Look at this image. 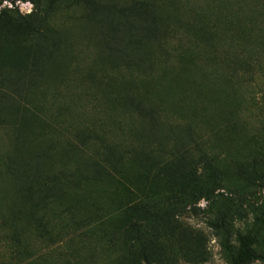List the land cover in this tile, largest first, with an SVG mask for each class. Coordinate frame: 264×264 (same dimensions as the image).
<instances>
[{
    "label": "rangeland",
    "instance_id": "rangeland-1",
    "mask_svg": "<svg viewBox=\"0 0 264 264\" xmlns=\"http://www.w3.org/2000/svg\"><path fill=\"white\" fill-rule=\"evenodd\" d=\"M220 228L264 254V0H0V264H227Z\"/></svg>",
    "mask_w": 264,
    "mask_h": 264
},
{
    "label": "trees",
    "instance_id": "trees-1",
    "mask_svg": "<svg viewBox=\"0 0 264 264\" xmlns=\"http://www.w3.org/2000/svg\"><path fill=\"white\" fill-rule=\"evenodd\" d=\"M128 95V90L126 91L125 97ZM14 98V96H12ZM128 101L131 100L130 96H127ZM13 102V101H12ZM83 147V145H81ZM107 158H110L109 155H107ZM97 168H100L98 166ZM21 185H23V182H20ZM46 191V187L44 188ZM42 191V193L44 192ZM64 214L66 216H75L74 208L71 206L64 207ZM132 213H129V215ZM221 235H222V254L227 264H249V263H255V262H264V254H256L250 251L249 249V240H241V246L240 251L237 255L233 254L228 234L225 231V229L220 228Z\"/></svg>",
    "mask_w": 264,
    "mask_h": 264
}]
</instances>
